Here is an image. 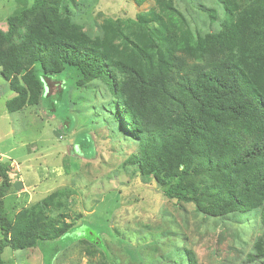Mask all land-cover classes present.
I'll return each instance as SVG.
<instances>
[{
	"label": "rangeland",
	"instance_id": "374dc122",
	"mask_svg": "<svg viewBox=\"0 0 264 264\" xmlns=\"http://www.w3.org/2000/svg\"><path fill=\"white\" fill-rule=\"evenodd\" d=\"M227 1L236 5V15L243 12V0ZM62 2L68 3L69 12L41 9L28 16V23L34 26L43 13L53 24L68 17L69 24L61 22L59 27L70 40L100 46L123 60L132 58L136 45L156 61L169 48L187 56L188 46L199 38L206 40L208 34L216 39L204 41L200 62L231 55V41L225 38H235L230 36L224 0H171L181 16L164 14L163 27L134 22L138 15L158 8L155 0L141 5L134 0ZM31 6L32 0H0L2 30L11 17ZM206 9H213L215 18ZM122 31L132 41L125 43ZM138 57L133 59L139 63ZM35 67L41 70L39 64ZM2 68L0 161L13 164L14 181L5 200L7 213L13 217L40 203L46 208V219L74 224L66 239L44 242L42 250L35 245L5 248L4 264H181L184 254H176L177 249L191 251L196 264H264V225L259 213L264 201L250 197L239 209L246 213L243 219L231 211L214 215L205 210L231 182L245 175L243 168L235 173L190 175L187 181L201 194L199 201L170 199L151 174L142 175L130 162L139 141L111 114L109 103L117 95L104 79H84L66 67L58 77L64 79L65 89L55 86L47 96L46 88L39 102L30 103L11 90ZM122 78L118 74L119 86ZM10 101L13 112L7 108ZM19 178L24 192L19 190ZM92 240H101V245Z\"/></svg>",
	"mask_w": 264,
	"mask_h": 264
},
{
	"label": "trees",
	"instance_id": "16d2710c",
	"mask_svg": "<svg viewBox=\"0 0 264 264\" xmlns=\"http://www.w3.org/2000/svg\"><path fill=\"white\" fill-rule=\"evenodd\" d=\"M62 1L32 0L31 7L8 20L6 29L0 27L1 75L18 98L37 103L46 88L47 96L55 86L64 90L66 83L58 77L66 67L84 79L102 78L116 91L117 99L109 103L111 114L139 141L130 162L142 175L151 174L166 197L199 201L201 194L187 181L190 175L235 173L243 168L245 175L236 183L230 179L220 199L205 210L214 215L231 211L243 219L246 213L239 209L250 197L264 201V87L258 77L260 71L264 83V0H243L244 10L238 15L236 5L224 0L230 36L235 38H225L231 41V55L202 62L204 41L216 39L215 35L197 39L188 46L191 54L187 56L169 48L156 61L136 45L132 58L123 60L100 46L70 40L59 27L61 22L69 24L68 17L53 24L43 13L34 26L28 23V16L41 9L69 12L68 3ZM134 1L141 5L145 0ZM155 1L158 8L138 15L137 26L156 22L163 27L164 14L181 16L171 0ZM207 11L215 18L213 9ZM156 32L162 37L160 28ZM121 37L125 43L132 41L123 31ZM136 55L139 63L133 59ZM118 74L123 76L120 86ZM12 102L7 103L10 112ZM11 172L12 165L0 161V264L5 262V248L35 245L42 250L44 242L66 239L74 227L46 219V208L40 203L10 217L5 200L13 186ZM259 213L264 225V204ZM181 253V264H196L191 251L176 250Z\"/></svg>",
	"mask_w": 264,
	"mask_h": 264
},
{
	"label": "crops",
	"instance_id": "0c3cea01",
	"mask_svg": "<svg viewBox=\"0 0 264 264\" xmlns=\"http://www.w3.org/2000/svg\"><path fill=\"white\" fill-rule=\"evenodd\" d=\"M12 165V168H13V164H11ZM20 179V178H19ZM14 181L12 180V183H13ZM18 186L20 187L19 188V190L21 191V192H24V191H26V187L25 188H22V179H20V183L18 184ZM12 188H13V186H12ZM12 188H11V190H12ZM20 195V194H19Z\"/></svg>",
	"mask_w": 264,
	"mask_h": 264
}]
</instances>
